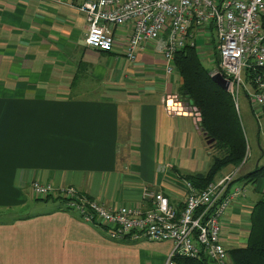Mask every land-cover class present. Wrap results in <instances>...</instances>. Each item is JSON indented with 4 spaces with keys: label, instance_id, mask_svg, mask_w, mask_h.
Segmentation results:
<instances>
[{
    "label": "crops",
    "instance_id": "crops-1",
    "mask_svg": "<svg viewBox=\"0 0 264 264\" xmlns=\"http://www.w3.org/2000/svg\"><path fill=\"white\" fill-rule=\"evenodd\" d=\"M83 1L0 0V214L34 200V180L73 186L107 207H149L147 188L180 209V175L206 172L211 163L197 113L180 98L181 78L166 72L153 41L129 61L122 48L128 27L115 30L112 51L87 46ZM191 31L198 50L213 54V38L203 43L204 34ZM239 181L243 192L222 220L229 247L246 243L249 213L264 197V179L251 184L250 196ZM55 209L0 219V264H129L128 257L141 259L143 244L160 245L161 264L171 246L115 241L75 210Z\"/></svg>",
    "mask_w": 264,
    "mask_h": 264
},
{
    "label": "built area",
    "instance_id": "built-area-1",
    "mask_svg": "<svg viewBox=\"0 0 264 264\" xmlns=\"http://www.w3.org/2000/svg\"><path fill=\"white\" fill-rule=\"evenodd\" d=\"M79 9L86 21L87 46L112 51L115 30L128 27L122 42L125 57L135 61L143 44L153 41L167 73L174 70L175 51L186 43L195 45L193 28L203 34L210 31L218 49L211 76L220 74L227 80V92L237 107L243 93L256 119L264 115V0H84ZM165 31L168 35L163 38ZM237 171L200 190L186 182L181 209L161 192L147 188L142 199L149 207L136 203L107 207L73 186L55 187L39 180L32 181L31 189L38 197L65 198L67 208L84 222L104 227L111 239L170 242L172 247L161 264H178L177 256L224 264L230 247L221 240L223 216L243 192L234 181Z\"/></svg>",
    "mask_w": 264,
    "mask_h": 264
},
{
    "label": "trees",
    "instance_id": "trees-1",
    "mask_svg": "<svg viewBox=\"0 0 264 264\" xmlns=\"http://www.w3.org/2000/svg\"><path fill=\"white\" fill-rule=\"evenodd\" d=\"M212 41L213 57L217 64V44L213 39ZM173 66L182 81L180 98L185 100L198 113V125L204 134L203 138L207 143L206 148L211 156V163L206 172L180 175V178L184 180V184L190 182L196 189H203L209 182L215 180L216 175L224 167L228 166H232V171L238 169V177L236 175L234 181L241 179L245 184L251 183L254 185L262 181L264 179V163L255 166L253 170L245 174L240 176L238 174L243 166V158L245 159L250 155V147L246 143L237 115L239 106H236L227 90L213 80L210 70L205 68L202 62L197 45L186 43L180 49H177L174 54ZM250 110L252 111L251 107ZM215 148L219 150L218 155L212 153V149ZM79 194L81 193L79 192ZM34 200L54 201L57 210H71L65 206L66 199L63 197L49 194L36 196ZM182 207H184V203H182ZM12 217H15V215ZM116 241L122 242V240ZM129 242L135 243L134 241ZM228 255L232 264H264V197L253 205L249 213L246 243L240 247H230ZM174 260L178 264L212 263L207 258L185 256H177Z\"/></svg>",
    "mask_w": 264,
    "mask_h": 264
},
{
    "label": "rangeland",
    "instance_id": "rangeland-1",
    "mask_svg": "<svg viewBox=\"0 0 264 264\" xmlns=\"http://www.w3.org/2000/svg\"><path fill=\"white\" fill-rule=\"evenodd\" d=\"M212 35L214 36V34H212L210 31H207L202 37L206 38V40H203V43H209L210 39L212 38ZM210 38V39H209ZM209 40V41H208ZM205 47H208V44L204 45ZM211 51V50H210ZM205 53L204 50H199V54H203V56H201L202 62L205 66V68L209 69L210 71H212L213 69L216 68V66L214 65V62H209L207 60V56H209L211 54V52ZM213 53V52H212ZM208 54V55H207ZM213 54H211L210 56H212ZM172 101H170V104ZM176 106V105H175ZM238 118L240 121V124L242 126L243 129V133H244V137L246 140V143L248 144V146L250 147V155L248 157H246L245 159L243 158L244 162H243V166L240 170L239 174H245L247 172H249L250 170H253L255 166L257 165H261L264 163V115L263 114H259L260 115V119L257 120L255 118V116L253 115L252 111L250 110V106L247 102L246 96L242 93L239 96V100H238ZM184 111H188L187 108L182 109ZM189 113V112H187ZM198 113L196 114L197 119L198 117ZM212 153L214 154H219V150L217 148L212 149ZM232 169V166H228V167H224L221 170V173H225L226 171ZM239 182H244L243 180L240 179ZM247 189L249 190V196L252 194L253 190H251V183H249V186L247 187ZM242 193L238 194V196H240ZM258 196H261L260 194H257ZM34 203H39L37 205V207H30V204ZM56 205V203L54 201H36L35 200H30L27 204L26 207H16L13 209V211H10L8 213L5 214H0V219H4V218H10L13 215L15 216H24V215H30V214H34L40 211H44V210H49L50 207ZM41 207V208H40ZM114 240V239H112ZM116 241V240H115ZM128 241V240H125ZM168 248L167 252L168 253L172 247L169 246V243H166V245L164 246V248ZM136 249H139L141 251H143V256H141V259L136 258L135 260H133L131 257H128L126 260L128 261L129 264H159L161 261V257H162V253L160 251V245H144L143 246H139ZM126 254H127V249H126ZM224 264H232L230 257L228 258V260L224 263Z\"/></svg>",
    "mask_w": 264,
    "mask_h": 264
},
{
    "label": "water",
    "instance_id": "water-1",
    "mask_svg": "<svg viewBox=\"0 0 264 264\" xmlns=\"http://www.w3.org/2000/svg\"><path fill=\"white\" fill-rule=\"evenodd\" d=\"M213 80L219 84L223 89L227 90L228 82L220 74H215L212 76ZM213 264V263H211Z\"/></svg>",
    "mask_w": 264,
    "mask_h": 264
},
{
    "label": "bare ground",
    "instance_id": "bare-ground-1",
    "mask_svg": "<svg viewBox=\"0 0 264 264\" xmlns=\"http://www.w3.org/2000/svg\"><path fill=\"white\" fill-rule=\"evenodd\" d=\"M171 103H172V104L169 105L170 108H172L173 106L177 105V103H173V101H172ZM186 112H188V111H186Z\"/></svg>",
    "mask_w": 264,
    "mask_h": 264
}]
</instances>
